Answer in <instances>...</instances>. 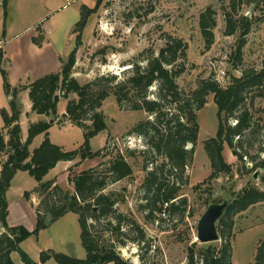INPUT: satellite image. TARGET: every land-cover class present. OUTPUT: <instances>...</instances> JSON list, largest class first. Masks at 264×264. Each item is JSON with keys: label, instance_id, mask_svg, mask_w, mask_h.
<instances>
[{"label": "trees", "instance_id": "trees-1", "mask_svg": "<svg viewBox=\"0 0 264 264\" xmlns=\"http://www.w3.org/2000/svg\"><path fill=\"white\" fill-rule=\"evenodd\" d=\"M100 1L96 0L92 8L80 6V17L71 30L77 33V42L88 17L97 10ZM229 4L231 10L224 13L227 35L235 32L245 35L249 32L253 22L238 12L241 6H252L255 10L264 8V0H230ZM2 7L6 15V0ZM213 14V9L207 7L198 15V26L206 47L213 39ZM37 28L38 32H42L40 26ZM32 41L40 46L44 37L39 33L33 36ZM241 47L242 42L232 57L235 68L242 61ZM186 49L187 45L181 38L167 35L156 55L152 49H148L144 65L134 61L120 76L104 73L83 83L72 76L76 60L75 50H72L66 61L60 60L58 71L47 73L19 88L6 80V72L2 69L3 50L0 48V74L4 77V91L10 96L9 110L1 109L3 126L0 129V151L4 152L5 159L0 162V264H14L11 253L19 251V244L25 238L30 234L37 236L51 222L68 212L78 215L85 258L78 259L49 249L40 252L39 261L34 262L20 251L25 264H46L51 259L58 264H134L121 256L118 249L127 242L135 243L138 247L142 244L141 248L145 249V253L138 255L139 264H161L147 254L152 243L143 227L133 217L127 219L118 211V199L114 192H104L109 184L132 174L131 166L122 154L116 152L96 166L69 175L72 193L62 190L54 180L43 178L59 161L77 159L75 165H79L85 160L109 155L103 152L106 147L92 150L90 139L105 130L101 107L107 97L113 96L120 107L143 110L153 115L152 119L138 122L129 133L142 136L148 149L162 158L158 162L155 157V164L149 168L147 163L152 164L153 159L144 164L146 174L139 187L142 201L138 204V211L143 212L144 220L157 223L160 227L162 214L176 211L183 214L188 206L187 199L181 196L180 191L188 182L185 170L197 142V112L205 105L209 94H213L217 107L218 124L215 136L203 142L211 169L206 180L215 179L220 174H232V164L223 156L227 147L240 162L238 172H262L258 175L262 188L249 184L232 196L216 223L220 245L211 242L189 244L184 264H232L234 216L264 201V67L242 69L239 76L230 77L226 86H221L212 78H204L194 88L182 91L176 78L184 71L180 59L185 57ZM154 85L156 90L151 93L150 87ZM21 90H27L32 112L45 117L56 118L58 103L65 99L62 120L68 119L82 130V144L70 151L53 144L49 139L51 123L46 119L30 122L26 138L23 139L19 123L22 106L17 100ZM71 94H75V98H70ZM40 134L43 136L41 143L30 151L31 142ZM254 144L256 148L252 152ZM143 153H147V150ZM131 154L132 151L128 150L127 155ZM17 170L27 171L38 183L35 191L41 199L34 208L36 225L31 232L22 226L11 227L6 221V191ZM24 197L28 200L29 193L25 192ZM209 202L221 203L222 200H207L206 205ZM94 206L97 210L93 209ZM253 264H264V238L256 246Z\"/></svg>", "mask_w": 264, "mask_h": 264}, {"label": "rangeland", "instance_id": "rangeland-1", "mask_svg": "<svg viewBox=\"0 0 264 264\" xmlns=\"http://www.w3.org/2000/svg\"><path fill=\"white\" fill-rule=\"evenodd\" d=\"M3 1L0 0V38L6 41L5 50L8 57H11L3 70L6 72V80L19 88L47 73L58 71L60 56V60L66 61L72 50H75L76 55L72 76L80 83L104 73L120 76L124 69L131 66V62L137 61L144 65L148 49H152L156 55L167 35L181 38L187 45L185 57L180 59L184 64V71L176 78L182 91L194 88L204 78H212L221 86H226L230 77L239 76L242 69L264 67V8L255 10L252 6H241L238 12L248 16L253 22L249 32L245 35L240 32L227 35L224 13L225 10H231L230 0H101L97 10L88 17L80 34V41L77 42V33H72L71 30L80 17V6L92 8L96 0H6V15L2 7ZM207 7L213 9L215 20L213 39L208 47L198 26V15ZM38 26L42 32H38ZM39 33L44 39L47 36L53 43L55 56L51 55L50 60V46L40 50V53L29 51L30 40ZM241 42L242 61L235 68L232 57ZM3 82L4 77L0 74V122L1 109L9 110L10 99L4 91ZM155 90V85L150 87L151 93ZM70 98H75V94H71ZM17 100L22 106L21 127L22 137L25 139L28 124L38 121V114L31 110L27 90H21ZM65 103V99L59 101L56 118L42 116L41 119L52 120L49 128L50 141L64 151H70L82 144L83 135L82 130L72 125L70 120H62ZM101 112L106 128L90 139V146L92 150L106 147L103 152L109 155L85 160L79 165H75L77 159L59 161L43 180H54L62 190L72 193L69 175L96 166L116 152L122 154L131 166L132 174L109 184L104 192H114L118 199V211L126 215L127 219L133 217L143 227L152 243L147 254L161 264H184L187 246L193 242L199 243L196 240L198 222L206 208L213 204L209 202L206 205L207 200L220 199L227 204L246 185L262 188L258 176L262 172H238L240 162L227 147L224 148L223 156L232 164V174H220L215 179L206 180L211 169L203 142L215 136L218 124L217 107L213 94H209L205 105L197 112V142L191 162L185 170L188 182L180 191L181 196L187 199L188 206L183 214L179 211L162 214L160 227L157 223L146 222L143 212L138 211V204L142 201L139 187L146 174L143 167L146 161L153 159L152 164L147 163L149 168L155 164V157L158 162L162 158L148 149L142 136L130 134L129 131L138 122L146 118L152 119L153 115H148L143 110L120 107L113 96L104 100ZM3 138L7 139L4 131ZM42 139V134L37 135L29 146L30 151L39 146ZM255 148L256 144L251 151L254 152ZM128 150L132 151L131 155H127ZM146 150L147 153H143ZM4 159V152L0 151V162ZM246 162L250 166L248 159ZM256 172L257 177L254 178ZM37 184L27 171H16L6 191V221L9 226H22L29 232L34 230V208L41 199L35 191ZM25 192L29 193L28 200L24 197ZM218 219L219 217L215 225ZM233 232L232 264H253L256 246L264 238V201L235 215ZM220 241L218 239L211 243L219 246ZM141 246L142 244L138 247L135 243L127 242L118 249L121 256L139 264L138 255L145 253ZM49 249L78 259L85 258L76 213H66L51 222L37 236L30 234L19 244V251L11 253V258L14 264H25L20 253L22 251L32 261L38 262L40 252ZM49 261L48 264H58L53 259Z\"/></svg>", "mask_w": 264, "mask_h": 264}, {"label": "water", "instance_id": "water-1", "mask_svg": "<svg viewBox=\"0 0 264 264\" xmlns=\"http://www.w3.org/2000/svg\"><path fill=\"white\" fill-rule=\"evenodd\" d=\"M50 123H52V120L50 121ZM253 177H257V172L254 173ZM225 206L226 203L221 202L213 203L212 205L206 208L204 214L198 222L196 240L199 243H210L218 240L215 221L218 217L221 216ZM93 209L97 210V207L94 206Z\"/></svg>", "mask_w": 264, "mask_h": 264}, {"label": "crops", "instance_id": "crops-1", "mask_svg": "<svg viewBox=\"0 0 264 264\" xmlns=\"http://www.w3.org/2000/svg\"><path fill=\"white\" fill-rule=\"evenodd\" d=\"M44 29V28H43ZM4 42H6V41H4V39L3 38H0V48L3 50V63H2V69H4V65H5V63L6 62H8V61H10L11 60V57H8V55H7V52H6V50H5V44H4ZM47 46H50V48H51V50H52V54L50 53V56H49V60H50V57H51V55L53 56H55V49H54V46H53V43H52V41L49 39V38H47V36H45V39H44V41L42 42V44L40 45V46H37L36 44H34L31 40H30V52L31 53H40L39 51L40 50H43L45 47H47ZM54 50V51H53ZM60 58H61V56H60ZM60 58H59V62H60ZM58 70H59V67H58ZM11 84H13V83H11ZM5 94V93H4ZM5 97L7 98L8 96H6V94H5ZM5 98V99H6ZM7 104V103H6ZM37 116V118H38V120L39 119H41V117H42V115H36ZM21 118H22V115L20 116V119H19V121H20V126H21ZM3 126V121L2 122H0V128ZM21 131H22V127H21ZM59 163V162H58ZM57 163V164H58ZM67 164H69L70 162H66ZM56 164V165H57ZM55 165V166H56ZM54 168V167H53ZM52 168V169H53ZM51 169V170H52ZM50 261H48L47 262V264L49 263ZM107 264H110V263H107Z\"/></svg>", "mask_w": 264, "mask_h": 264}]
</instances>
